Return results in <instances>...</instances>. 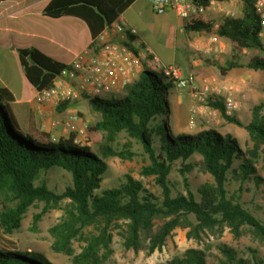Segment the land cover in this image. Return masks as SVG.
<instances>
[{"label":"trees","instance_id":"16d2710c","mask_svg":"<svg viewBox=\"0 0 264 264\" xmlns=\"http://www.w3.org/2000/svg\"><path fill=\"white\" fill-rule=\"evenodd\" d=\"M4 1L8 0L0 3ZM135 1L51 0L43 15L51 19H80L88 26L94 46L105 29L117 22ZM239 1L243 4L241 16L217 21L198 14L184 20L185 31L212 33L218 25L216 34L222 40L239 51L253 53L245 65L239 62L240 54L225 65L208 61L222 76L236 68L264 75L262 19L255 11V0ZM195 2L206 9L210 7L209 0ZM19 52L24 76L37 92L51 89L67 68L35 48ZM174 88L162 74L146 70L124 91L123 98L106 100L84 94L82 101L88 102L101 120L88 127V139L81 144L76 133L54 139L33 119L22 127L12 109L13 94L0 87V264H52L42 253L22 250L11 240L21 230L29 210L40 204L43 208L34 216L32 230H38V224L50 211L63 210L61 222L49 232L54 238L53 251L70 257L72 264H107L112 254V229L120 221L126 224V249L139 251L148 240L146 248L151 254L161 251L178 228L190 229L188 237L195 240H201L207 232L227 228L235 239L251 236L264 244V221L241 202L247 184L259 187L262 182L258 166L264 157V100L253 107L251 122L246 126L235 116H227L220 100L208 102L228 123L248 132L252 148L244 152L237 139L216 130L190 134L176 126L179 134H174L170 130L172 112L167 99ZM70 104H61L58 110H67ZM122 133L142 145L150 160L143 176L154 177L160 195L132 176H126L119 187L102 189L108 160L132 157L115 149ZM99 135H103V141ZM91 146L97 147V152ZM197 156L211 182L193 191L186 175L195 167ZM179 161L186 194L178 191L170 178ZM54 170L71 177L63 191L51 188L46 180V175ZM233 182L239 183L234 193L230 191ZM79 240L83 246L76 253L74 242ZM217 249L220 257H209V248L190 249L167 264H216L210 258L217 260V264H263L258 250L252 248V259L226 245Z\"/></svg>","mask_w":264,"mask_h":264},{"label":"rangeland","instance_id":"374dc122","mask_svg":"<svg viewBox=\"0 0 264 264\" xmlns=\"http://www.w3.org/2000/svg\"><path fill=\"white\" fill-rule=\"evenodd\" d=\"M234 4V3H233ZM233 7L234 15L230 8L228 15L217 17V21H221L223 18L236 17L242 14V5L240 2L231 5ZM0 73L5 75L11 74V80L8 81V85L11 89L16 91L20 95H28L31 87L26 83L22 66L19 59V51L23 49L35 48L43 54H48L54 59L59 57L61 50L58 48L57 43H63L65 46H74L73 32L67 31V29L57 30L53 26L44 27L40 22L33 21L28 22L25 20H3L0 24ZM8 29V30H7ZM9 29L12 31L10 32ZM48 34L49 40L52 38L54 41H48L42 36ZM212 33H199L197 38L208 39ZM214 35H217L214 33ZM219 37V36H218ZM264 38V36H263ZM213 47H216L220 51L208 59L210 62L223 63L231 60L234 55L240 54L241 64H246L253 53L248 51H239L235 45L222 40L219 37V42L211 43ZM12 47V51H11ZM214 66V65H213ZM215 67V66H214ZM153 74L160 75L161 72L154 67H150L149 70ZM219 71V69H218ZM251 73L253 78L243 80L245 73ZM256 71L248 70L247 68H236L232 72H229L228 76H222L219 71L221 80H215L211 85L205 81L201 86L197 85L195 81L197 92H204L207 86L209 91L206 93L208 98L206 101H200L193 98V111L189 117V123L193 128H189L186 131L190 134L196 132L216 130L222 135H231L237 139L242 150L246 152L252 148V143L248 132L241 127L228 123L222 114L211 109L208 105L209 100H220L224 103L226 96L229 93L235 94L240 100L238 110L231 116L238 118L245 126L251 122L252 109L255 105H258L264 100V79ZM212 81V80H211ZM192 89L188 90L191 94ZM192 95V94H191ZM99 98L106 100H115L117 98H123L122 95H116L113 93H99ZM243 96H245L243 98ZM167 99L170 101L169 96ZM168 101V102H169ZM70 107H74L76 110H58V107H54V115L57 122H60L63 127V136H70L72 133L77 134V142L83 144L87 141L88 135L86 131L92 124H97L101 120L99 113L95 112L88 102L82 100L72 102ZM80 107V110H77ZM74 117L78 118L76 122V129H68L67 123ZM170 130L174 134L178 135V130L174 127V118L171 116L169 119ZM80 130H84L83 134ZM60 135L54 136V139H58ZM99 138L103 141V135H99ZM95 152L97 147L91 146ZM116 151L126 154H132L131 158L128 157H113L108 160L109 169L104 177L102 189L116 188L125 182L126 176H132L137 180L143 181L147 188H150L156 195H160V188L156 185L154 177L143 176V169L150 165V160L145 154L142 145L136 140L129 137L126 133L119 135L117 143L115 144ZM195 167L186 176L191 185V189L196 191L198 187L207 182H211V177L207 175L202 168V159L196 157ZM259 174L262 178L260 186H256L255 183L247 184L244 188V193L241 199L244 207L249 209L252 213L258 216L264 221V157L261 160L259 166ZM182 169L181 162L174 164L173 171L171 173V180L176 185V189L183 194H186V186L184 184L183 175L180 172ZM46 180L51 188L57 189V191H63L64 188L70 183L71 177L68 173L54 170L46 175ZM239 188V183L233 182L230 185V191L234 193ZM43 205L40 204L37 207H33L29 210L22 223L21 230L11 237V240L16 246L22 250H29L39 252L45 255V257L52 264H72L70 257L56 253L53 251L54 238L50 234V229L61 222L64 212L60 209L50 211L43 220L38 224V230L33 231L34 216L42 211ZM160 222H158L159 224ZM91 230V229H90ZM126 230V224L123 221L117 222L112 229L113 240L111 244L112 254L107 264H167L174 258L181 256L187 250L201 249L209 251L207 252L209 257L211 255L220 257V253L217 249L219 245H226L238 251L245 258H251L249 249L258 250V257L264 264V244L255 241L251 236H243L240 239H235L229 229L225 228L223 231L216 229L213 232H207L202 234L201 240H195L188 237L190 229L178 228L172 236L168 238L165 246L161 251L150 253L146 245L149 241H145L143 248L139 251L128 250L125 247L124 233ZM83 242L81 240L74 242V249L76 253L81 251ZM148 246V245H147ZM211 262L216 261L214 258H210Z\"/></svg>","mask_w":264,"mask_h":264},{"label":"crops","instance_id":"0c3cea01","mask_svg":"<svg viewBox=\"0 0 264 264\" xmlns=\"http://www.w3.org/2000/svg\"><path fill=\"white\" fill-rule=\"evenodd\" d=\"M51 0H8L0 3V24L3 20H25L28 22L38 21L44 27L53 26L57 30L73 32L74 46H65L63 43H57L62 51L57 59H52L69 65L83 52L89 50L93 44V38L88 26L80 19L74 17H64L61 19H51L43 15V10ZM240 2L239 0L219 1L210 6L204 15L209 20H216L217 17L228 15L231 5ZM234 3V4H233ZM234 15V13L232 14ZM241 16V14L239 15ZM236 16V17H239ZM119 21L125 22L138 31L140 39L151 48V50L160 58L164 65L179 67L185 76L193 75L197 80V85L201 86L205 81L221 80L217 67L208 64V59L216 55L220 50L211 45L210 37L207 39L197 38L195 32L187 33L185 31L184 20L178 17L173 11L169 10L164 14L154 12L151 4L146 0H136L119 18ZM2 29H0L1 31ZM8 30V29H7ZM11 32L12 30L9 29ZM207 33L208 32H200ZM48 41V34L42 36ZM118 39H120L118 37ZM12 51V47H11ZM1 55V49H0ZM49 56L48 54H46ZM50 57V56H49ZM223 65V63H219ZM235 70V69H233ZM232 70V71H233ZM249 70V69H248ZM230 71V72H232ZM253 71V70H251ZM261 77L264 75L260 71ZM23 76L24 72L22 70ZM229 74V73H228ZM227 74V76H228ZM243 80L253 78L252 74L245 73ZM248 77V78H247ZM25 78V76H24ZM11 80V74L0 73V87L7 88L14 96L12 109L14 115L22 127H26L30 120H35L42 131L50 133L53 137L63 136V127L57 122L54 115L53 106L46 105L39 109L35 103L37 91L31 87L28 95H20L8 85ZM169 105L174 118V127H180L185 131L193 128L189 123V117L193 111V97L188 90L172 89L169 94ZM83 102H85L83 100ZM81 108L78 107L77 110ZM68 111L76 110L74 107H68ZM176 129V128H175ZM191 133V132H190ZM59 137V136H58Z\"/></svg>","mask_w":264,"mask_h":264},{"label":"built area","instance_id":"2783aa9c","mask_svg":"<svg viewBox=\"0 0 264 264\" xmlns=\"http://www.w3.org/2000/svg\"><path fill=\"white\" fill-rule=\"evenodd\" d=\"M154 12L164 14L171 10L183 20L198 14H204L209 8L196 3L195 0H146ZM226 0H209L210 6ZM254 8L262 19L261 37L264 36V0H255ZM219 26L213 28L210 40L219 42L214 35ZM118 37L120 39H118ZM95 45L83 52L56 79L54 86L46 91L38 92L35 103L39 109L46 105L59 107L64 103L82 100L84 94L96 96L99 93L122 95L124 91L140 79L142 73L154 67L166 80L180 90L192 89V97L206 101L209 86L204 92H197L195 77L185 76L177 66L164 65L160 58L139 37L138 31L125 22L117 21L108 26L96 39ZM215 80L208 82L210 85ZM245 96H243L244 98ZM225 113L232 116L239 108L240 100L233 93L226 96ZM215 113L217 110L214 111ZM77 117L66 125L68 129L77 130ZM85 131L80 130L83 134Z\"/></svg>","mask_w":264,"mask_h":264}]
</instances>
